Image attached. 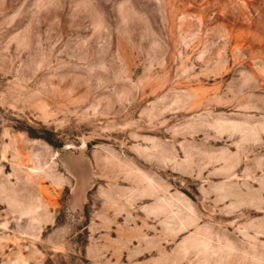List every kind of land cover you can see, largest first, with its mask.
Wrapping results in <instances>:
<instances>
[{
    "label": "rangeland",
    "instance_id": "1",
    "mask_svg": "<svg viewBox=\"0 0 264 264\" xmlns=\"http://www.w3.org/2000/svg\"><path fill=\"white\" fill-rule=\"evenodd\" d=\"M0 264H264V0H0Z\"/></svg>",
    "mask_w": 264,
    "mask_h": 264
}]
</instances>
